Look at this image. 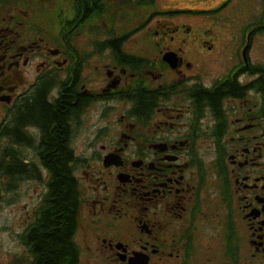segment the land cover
Segmentation results:
<instances>
[{
  "label": "flooded vegetation",
  "instance_id": "flooded-vegetation-1",
  "mask_svg": "<svg viewBox=\"0 0 264 264\" xmlns=\"http://www.w3.org/2000/svg\"><path fill=\"white\" fill-rule=\"evenodd\" d=\"M71 1L84 16L97 10L98 41L117 43L121 65L133 70L152 65L145 64L150 63L144 61L147 57L135 56L134 47L127 44L154 42V61L164 52L174 51L180 70L191 66L186 57L201 48L217 52L200 19L204 16L213 23L224 12L233 19L246 0ZM52 4L53 0H0V143L6 145L7 156L21 155L19 161L35 171V178L27 180L44 183L50 171L45 130L29 121L17 127L19 112H24L40 91L46 102L55 105L60 97H69V86L75 83L74 90L84 102L67 119V147L75 155L67 166L71 165L76 191L80 190V216L74 234L77 248L100 250L113 264H126L135 251L145 253L148 264H191L197 260L200 264H264L261 102L252 106L250 102H220V111L215 109L208 117L196 91L195 102H158L155 107L154 102L144 126L136 128L135 123L125 121L122 131L106 137L100 119L107 106L119 103L105 102L106 98L117 99L120 87L130 85L132 74L127 76L124 70L118 76L120 84L107 88L105 63H101V67L92 65L98 81L85 78L88 59H104L105 45L99 52L75 50L69 18H50L52 28L48 29V18L37 17L42 8ZM31 6L40 7L35 18H31ZM66 8L69 12V0ZM258 11L257 18L245 24L248 50L264 31V5L259 4ZM106 27L111 28L110 34ZM188 46L190 53L185 52ZM147 52L140 50L141 54ZM111 67L116 75L117 64ZM150 73L159 77L157 70L150 69ZM15 127L24 137L11 132ZM80 138L85 143L78 142ZM11 145L17 148L9 149ZM107 153L114 154L117 163L104 165ZM89 214L93 226L81 229V220Z\"/></svg>",
  "mask_w": 264,
  "mask_h": 264
},
{
  "label": "trees",
  "instance_id": "trees-1",
  "mask_svg": "<svg viewBox=\"0 0 264 264\" xmlns=\"http://www.w3.org/2000/svg\"><path fill=\"white\" fill-rule=\"evenodd\" d=\"M82 12L79 10V13ZM91 12L86 13L90 15ZM93 12L97 14L96 9ZM81 21L80 18L78 23L81 24ZM91 21L95 22V20ZM95 25L97 27L96 23ZM80 28L83 29L84 24H81ZM113 42L106 41L103 44L114 48L113 53L115 55L117 43ZM77 76L78 72H76L75 77ZM260 83L264 91V78L261 79ZM74 84L69 86V97H60L55 105L46 102L45 93L40 91L27 103L25 111L19 112L17 127L29 121L40 124L45 130L44 139L47 146L51 179L48 184L49 190L38 208L41 217L37 219L26 237L27 243L31 244L29 250L31 259L28 262H21V259L18 258L12 264H78V248L72 240L76 228L78 191H76L77 184L72 167L71 165L67 166L68 159L71 161L74 158L70 146L69 149L67 147L68 133H70V124L68 127L67 119L68 117L70 119L78 111L84 99L74 90ZM240 91L241 88L237 85L234 77L233 80H225L214 88L201 87L198 95L202 102H208L213 105L214 109L220 111L222 97L239 94ZM128 92H130V96L127 95V97L138 102L137 113L140 114L147 113L157 99V92L145 88L138 89L135 94L131 91ZM17 127L11 129V132L24 137V134ZM5 155L6 151L0 154V194L3 189L11 187V182L5 184L2 181L3 175L14 180L34 171L26 169L25 164L19 161L20 155L8 154L11 156L9 162H5Z\"/></svg>",
  "mask_w": 264,
  "mask_h": 264
},
{
  "label": "rangeland",
  "instance_id": "rangeland-1",
  "mask_svg": "<svg viewBox=\"0 0 264 264\" xmlns=\"http://www.w3.org/2000/svg\"><path fill=\"white\" fill-rule=\"evenodd\" d=\"M47 1V0H45ZM68 0H53V4L51 7H45L42 8L40 11V7L35 8L34 6H31L33 8V12L31 14V18H35L37 15L38 18L47 19V28H52V22L50 18L54 16L55 9L56 13L59 14V9L66 11V3ZM71 4V1L69 0V5ZM258 0H247L244 2L243 6L236 10V12L233 15L234 22L231 23L229 20L221 17L222 20L221 23H217V34H218V40H217V52H213L210 54V56H204L202 55L204 50L201 49V53L197 51V54H193L189 57H186V59L191 61V66L189 67V70H184L186 76L189 78H193L194 76H199L201 82H203L205 85H210L215 78V76H220L223 73H226L230 66L236 62L237 57V45L240 41V35L243 33L244 26L246 23H243L245 20H249L255 17L256 13H258ZM264 1L261 3V6L263 8ZM58 6V8H57ZM258 11V12H257ZM73 14L72 8L69 7V14ZM230 19V20H233ZM200 20H203V28L209 27L211 25H214V23H210V19H207V17L201 18ZM249 22V21H248ZM247 22V23H248ZM220 24V25H219ZM97 25H99V22H97ZM219 25V27H218ZM212 28V27H211ZM89 30L91 33L86 32ZM219 31V32H218ZM78 37H71L70 41L71 44L80 51H86L90 48V46L95 47V44L98 42V35L99 32L97 31V27L95 25L94 21H91L87 24L86 28L81 32ZM208 35L210 36L209 41H214L213 37V30L209 29L207 30ZM142 34V33H141ZM227 34H230L231 37L229 40H227L226 36ZM96 37V39H94ZM127 45H131L134 47V50L138 52L139 54H136L137 56L142 57H149L150 59L154 60L151 57V54H156L157 48L156 43L152 42L151 44L147 43L140 44L135 42H130ZM141 46L144 47V49L140 48ZM191 46V45H190ZM219 48V50H218ZM189 46L185 48V52L190 53L188 51ZM191 49L193 47L191 46ZM140 50L146 51L147 53L141 54ZM252 55V62H262L264 64V31L260 32L255 37V44L254 48L250 51ZM216 55L218 56L217 58ZM201 57H205L204 59ZM100 59L98 57H95L91 64H100ZM109 62V58L105 57L103 59V63ZM158 62V61H157ZM193 63V67H192ZM198 66V68L196 67ZM221 73L220 69L221 67H225ZM162 68V69H160ZM165 66L159 64L158 62V72L162 78L165 80H168L169 83L174 81L177 78L176 73L170 71L169 69L165 68ZM86 76L85 78H92L93 77V67H89L85 70ZM180 75V74H179ZM182 75V74H181ZM254 78V76H251L249 74H245L241 76L242 82H246L250 79ZM94 81H98V77H93ZM191 83V82H188ZM180 95H177L173 101L175 102H188L189 97L187 94L182 93V90H180ZM230 102H259V96L251 92L247 97H245L243 100H233ZM114 123L112 122V119L105 121V130L111 131V133L114 132ZM78 142H83V140L80 138ZM85 143V142H83ZM3 146V143H0V147ZM39 190V186H37L35 183H23L20 185H16L13 190L10 191H4L0 197V264H9L12 260L16 259L17 256L20 253H24L25 249L24 246L21 244L19 240V233L22 230V220L26 216V209L27 206H29V203L37 202V192ZM91 214L86 216L81 220V229H86L91 226H93V220H92ZM108 219V218H107ZM105 219H102L104 221ZM104 224V223H103ZM106 224H104L105 226ZM111 230V228H109ZM80 264H113V262L107 258L105 253H103L100 250H81V259ZM191 264H200V262L197 260L196 262H192Z\"/></svg>",
  "mask_w": 264,
  "mask_h": 264
},
{
  "label": "water",
  "instance_id": "water-1",
  "mask_svg": "<svg viewBox=\"0 0 264 264\" xmlns=\"http://www.w3.org/2000/svg\"><path fill=\"white\" fill-rule=\"evenodd\" d=\"M167 59H170V57H166ZM139 264V263H138Z\"/></svg>",
  "mask_w": 264,
  "mask_h": 264
},
{
  "label": "bare ground",
  "instance_id": "bare-ground-1",
  "mask_svg": "<svg viewBox=\"0 0 264 264\" xmlns=\"http://www.w3.org/2000/svg\"><path fill=\"white\" fill-rule=\"evenodd\" d=\"M86 9V8H85ZM36 142V141H35Z\"/></svg>",
  "mask_w": 264,
  "mask_h": 264
}]
</instances>
